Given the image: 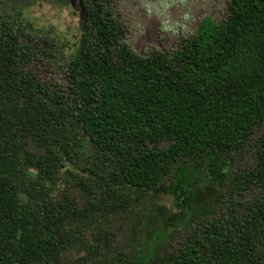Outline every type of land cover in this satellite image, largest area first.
I'll return each mask as SVG.
<instances>
[{"label": "trees", "instance_id": "obj_1", "mask_svg": "<svg viewBox=\"0 0 264 264\" xmlns=\"http://www.w3.org/2000/svg\"><path fill=\"white\" fill-rule=\"evenodd\" d=\"M28 1L0 0V264H264V0L147 57L117 0L74 46Z\"/></svg>", "mask_w": 264, "mask_h": 264}, {"label": "rangeland", "instance_id": "obj_2", "mask_svg": "<svg viewBox=\"0 0 264 264\" xmlns=\"http://www.w3.org/2000/svg\"><path fill=\"white\" fill-rule=\"evenodd\" d=\"M77 11L71 6L55 4V0H31L27 2L28 17L41 28H56L71 45L78 43L83 27L80 1ZM231 0H117V13L128 28L125 39L132 50L147 57L153 51L172 56L182 43L196 35L201 22L210 17L217 23L228 16ZM47 79L66 84L64 71L41 68ZM163 142L159 148H164ZM171 183L167 181L161 189V203L168 209H175L174 199L166 194ZM201 196L198 195V198ZM122 239V234L118 236Z\"/></svg>", "mask_w": 264, "mask_h": 264}, {"label": "water", "instance_id": "obj_3", "mask_svg": "<svg viewBox=\"0 0 264 264\" xmlns=\"http://www.w3.org/2000/svg\"><path fill=\"white\" fill-rule=\"evenodd\" d=\"M79 1H80L81 10H82L83 12H85V8H84V0H79ZM71 4H72V7H73L75 10H77V7H76V1L73 0V1L71 2ZM81 18H82V19L85 21V23H86V19L84 18L83 15L81 16Z\"/></svg>", "mask_w": 264, "mask_h": 264}, {"label": "flooded vegetation", "instance_id": "obj_4", "mask_svg": "<svg viewBox=\"0 0 264 264\" xmlns=\"http://www.w3.org/2000/svg\"><path fill=\"white\" fill-rule=\"evenodd\" d=\"M73 1V0H72ZM163 143V142H162Z\"/></svg>", "mask_w": 264, "mask_h": 264}]
</instances>
